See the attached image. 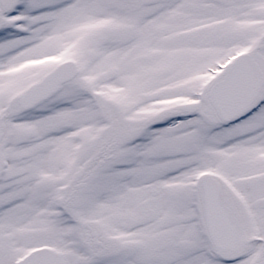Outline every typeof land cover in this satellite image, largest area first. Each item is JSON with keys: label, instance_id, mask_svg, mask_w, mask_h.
I'll return each instance as SVG.
<instances>
[{"label": "snow or ice", "instance_id": "snow-or-ice-1", "mask_svg": "<svg viewBox=\"0 0 264 264\" xmlns=\"http://www.w3.org/2000/svg\"><path fill=\"white\" fill-rule=\"evenodd\" d=\"M0 264H264V0H0Z\"/></svg>", "mask_w": 264, "mask_h": 264}]
</instances>
